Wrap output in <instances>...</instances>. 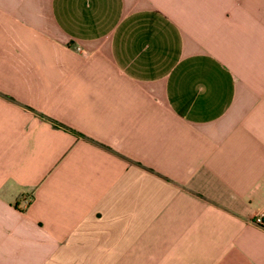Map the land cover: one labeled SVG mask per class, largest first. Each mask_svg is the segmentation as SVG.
<instances>
[{
  "label": "crops",
  "instance_id": "obj_1",
  "mask_svg": "<svg viewBox=\"0 0 264 264\" xmlns=\"http://www.w3.org/2000/svg\"><path fill=\"white\" fill-rule=\"evenodd\" d=\"M256 214L264 0H0V264H264Z\"/></svg>",
  "mask_w": 264,
  "mask_h": 264
},
{
  "label": "built area",
  "instance_id": "obj_2",
  "mask_svg": "<svg viewBox=\"0 0 264 264\" xmlns=\"http://www.w3.org/2000/svg\"><path fill=\"white\" fill-rule=\"evenodd\" d=\"M28 200L23 201V207L27 204ZM252 222L256 225L264 226V216L256 214L252 217Z\"/></svg>",
  "mask_w": 264,
  "mask_h": 264
},
{
  "label": "trees",
  "instance_id": "obj_3",
  "mask_svg": "<svg viewBox=\"0 0 264 264\" xmlns=\"http://www.w3.org/2000/svg\"><path fill=\"white\" fill-rule=\"evenodd\" d=\"M39 116V115H38ZM50 124L52 125V126H60L59 124H57V123H55V122H53V121H50ZM60 127H63V126H60ZM64 129H66L65 127H63Z\"/></svg>",
  "mask_w": 264,
  "mask_h": 264
}]
</instances>
